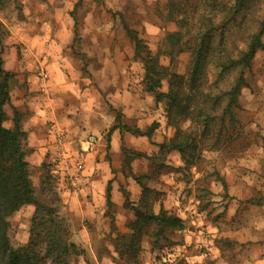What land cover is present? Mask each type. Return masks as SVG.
<instances>
[{
  "label": "rangeland",
  "instance_id": "1",
  "mask_svg": "<svg viewBox=\"0 0 264 264\" xmlns=\"http://www.w3.org/2000/svg\"><path fill=\"white\" fill-rule=\"evenodd\" d=\"M77 1L0 0V59L3 69L13 75L5 126L12 128L17 116L27 133L25 149L35 196L57 210L69 227L70 241L80 250L69 264H264V51L257 52L244 75L248 86L241 91L236 121L220 110L209 133L201 135V129L186 120L169 122L166 101L156 104L154 95L145 91L143 59L150 52L171 74H187L190 51L171 58L172 42L167 37L180 33V44H186L200 19L210 16L211 2L94 0L89 9L82 2L76 6ZM91 11L98 17V29L106 31L102 46L109 52L88 58L83 51V45L90 43L86 39L84 44L78 40L57 49L72 26L79 35L92 29L85 20ZM241 16L223 30L228 49L245 47L240 39L264 20V0L256 1L244 20ZM214 22L220 27L221 19ZM129 31L142 41L140 55L131 45ZM69 48L76 70L55 71L54 84L64 89L76 81L80 92H91L86 101L83 95L77 97L73 109L78 113L115 115L123 123L133 99L152 100L149 110L131 118L132 131L114 139L110 149V129L95 134L83 126L70 137L52 129L53 149L29 147L22 119L28 112L15 108L12 92L29 96L31 76L45 102L62 98L65 91H53L48 67L58 53L60 64L65 63ZM113 65L116 69H111ZM207 71L214 93L228 91L239 75L237 70L217 81L216 66L209 65ZM107 83L122 99L119 107L108 97ZM162 84L167 92L168 79ZM153 123L157 128L148 137ZM178 128L183 130L181 137L191 135L186 153L161 150ZM161 210L182 220L183 228H161L136 213L158 215ZM34 213L35 207L28 205L8 218L14 248L29 243Z\"/></svg>",
  "mask_w": 264,
  "mask_h": 264
},
{
  "label": "trees",
  "instance_id": "2",
  "mask_svg": "<svg viewBox=\"0 0 264 264\" xmlns=\"http://www.w3.org/2000/svg\"><path fill=\"white\" fill-rule=\"evenodd\" d=\"M258 0H230L228 5L220 0H208L211 7L210 16L200 19L199 27L186 44H180L183 38L180 33L170 34L174 53L185 50L191 53L190 68L185 75L171 74L168 68L159 64L158 57L147 52L144 62L145 91L154 95L156 104L166 101L169 122L174 119L186 120L191 126L201 129L206 135L210 131L214 114L221 110L222 116H229L230 121H236V110L240 109L239 97L243 88L247 87L244 78L258 51H264L262 37L264 36V20L260 22L256 31L240 39L244 48H227L225 35L226 25L243 20L253 4ZM221 19L220 27L214 22ZM240 21V24L242 21ZM134 50L137 55L142 52V41L137 34L129 31ZM233 46L234 44L231 43ZM215 65L219 70L217 81L226 75L239 70V75L233 85L226 92L214 93L208 85V66ZM12 74L3 69L0 59V264H69L70 258L79 255L80 250L70 241L69 227L57 214L53 206L41 204L34 193L29 179V164L25 143L27 133L22 129L17 116L12 128L5 126L8 120L5 106L10 103L9 84ZM168 79V91L163 92V82ZM226 101L225 106L223 102ZM123 127L113 126L108 132L110 138L113 131ZM126 131H132L126 128ZM157 128L153 123L146 136ZM138 133V131H135ZM139 134V133H138ZM183 130L178 128L176 136L170 143L160 145L161 150L186 153L190 136H183ZM110 142V139H108ZM226 186L225 182H223ZM111 183L107 187V198L110 200ZM32 205L35 213L32 218L31 239L29 243L14 248L9 241L8 218L24 206ZM136 213L146 217V221L153 222L161 228H183L182 220L161 210L158 215Z\"/></svg>",
  "mask_w": 264,
  "mask_h": 264
},
{
  "label": "crops",
  "instance_id": "3",
  "mask_svg": "<svg viewBox=\"0 0 264 264\" xmlns=\"http://www.w3.org/2000/svg\"><path fill=\"white\" fill-rule=\"evenodd\" d=\"M109 1L111 2V0ZM81 2L85 3V5H87L89 9L91 8V6L95 5L94 0H78L75 5L78 6ZM91 13V15H87V18L85 20L87 23L93 24L90 25L92 26V29L84 30L83 34L79 35L77 34V29L72 26L69 31L65 32V36L62 34L65 39V43L63 46L60 45V47H57V49L61 47L66 48L72 44H75L78 40L81 41L82 44H84V40L86 39L89 40L90 43L89 45H83V51L85 55L88 56V58L94 59L96 54L99 55L101 53V55H103L104 52H109V49H104L105 47L102 46V40L105 38L106 31L101 32L98 29L96 25V23L98 22V17L93 14V11H91ZM33 35H35V33ZM20 40L23 42L25 38L21 37ZM131 45L134 48L133 42H131ZM58 54L55 55V57L53 56V60L51 61L52 64L48 68L52 72L53 91L56 94L58 93V91H65V94L63 96L64 99L66 98L65 100L63 99V97L61 98L60 96H57L53 99V101L45 102L44 97L37 93V88L34 85V81L32 80L33 78L31 76H29V81H32L30 85L29 96L25 97L26 92L17 94L16 89H14V91L12 92L15 93V95L12 96V102L15 108H17L18 110L24 109L28 112L27 114H22V119L24 129L28 132L29 147L43 151H46L47 149H53L54 140L52 137V129L54 128L62 130L63 132L65 131L64 133H67L68 137L74 136L79 133V126H83L87 128L89 132L95 134L105 132V130H109L113 126H116L118 124L126 128H131V118L134 117V115L140 117V115L143 114V109L149 110V107L152 105L151 99H133L130 109L131 113L125 114L123 123H120L119 116L115 115H106L95 111L87 114L85 112L78 113L76 109H73L75 107L74 105H76V107L78 106L77 97H79V95H83L82 100L84 99L86 101V95L89 96L91 92L86 91L84 94L80 92L81 89L79 90L76 86V81H73L72 83L69 82L67 85L68 87H65L64 89L55 87V71H58L60 69L65 70L66 68L71 71L76 70L75 68L77 67V64L73 60L74 56L72 49H70L69 52L67 51V60L62 65L60 64ZM112 67L113 68L111 69H116V65H113ZM56 77L58 78V76ZM105 89L107 91L108 97H112L115 100L114 102L117 103V105L115 106L119 107L122 103V99L119 95L117 97L116 90L112 87V85H110V83H107ZM84 107H86V105H84L83 108ZM140 126L141 125L138 124V128ZM123 127H119L118 129L113 131L110 138H107L108 149L112 147L114 139L119 136L122 137L125 134L126 129H124ZM108 139H110V142L108 141Z\"/></svg>",
  "mask_w": 264,
  "mask_h": 264
}]
</instances>
